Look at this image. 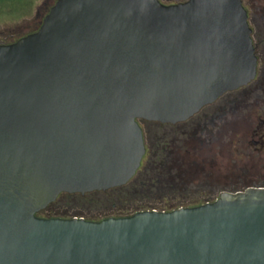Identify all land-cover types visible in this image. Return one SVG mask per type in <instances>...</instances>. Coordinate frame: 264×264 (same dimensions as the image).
Returning <instances> with one entry per match:
<instances>
[{"label":"water","instance_id":"water-1","mask_svg":"<svg viewBox=\"0 0 264 264\" xmlns=\"http://www.w3.org/2000/svg\"><path fill=\"white\" fill-rule=\"evenodd\" d=\"M257 73L242 0H56L0 44V264H264V186L100 221L58 195L128 183L140 120L184 122Z\"/></svg>","mask_w":264,"mask_h":264},{"label":"rangeland","instance_id":"rangeland-1","mask_svg":"<svg viewBox=\"0 0 264 264\" xmlns=\"http://www.w3.org/2000/svg\"><path fill=\"white\" fill-rule=\"evenodd\" d=\"M55 1L0 0V44L14 42L18 38L37 30ZM161 1L164 4H169L166 0ZM242 3L248 14L249 25L253 30V42L258 45L259 61L256 79L248 86L237 90L236 93H244L254 89L257 81L261 77L264 78V0H242ZM256 95L261 97L262 101L258 100L255 103L248 104L247 111L250 112V115L264 117V91L257 90ZM232 115L231 112H227L225 116L230 117ZM188 125H190L189 121L174 128L160 127L153 122L140 125L145 130L144 144L146 147L141 162L142 169L151 167L153 160L151 151L153 153L154 150L150 146L153 141L154 146H157V139L163 132H177L184 129L192 132ZM200 131V128H198L196 137L200 136ZM224 138L226 140L231 138L232 144L229 142L231 139L224 145H213L206 149L197 146L191 140L185 144H178L172 156L173 173L176 176L174 184L177 187V192L173 196L172 194H166L161 199H154L156 194L151 193L148 199L135 202L131 208L144 204L162 208L163 205L174 204L180 200L215 198L222 191L235 192L244 190L247 187L264 186V149L260 153L256 152L252 146L247 144L249 137L246 138L241 134L224 136ZM145 175H147V170L144 171ZM93 199H97L96 202L98 203L71 209L63 204L70 199L65 196L60 197L53 202L47 214L58 211H66L67 213L77 211L82 212L84 218L107 215L114 217L117 214L131 210L129 207L128 211H120L116 207L104 205L102 201L107 202V196L100 195L93 197Z\"/></svg>","mask_w":264,"mask_h":264},{"label":"trees","instance_id":"trees-1","mask_svg":"<svg viewBox=\"0 0 264 264\" xmlns=\"http://www.w3.org/2000/svg\"><path fill=\"white\" fill-rule=\"evenodd\" d=\"M252 33H253V30H252ZM155 124L157 126L164 127V128L166 127L174 128L175 126L182 125V124L160 125L159 123H155ZM142 132H143V137H144L145 130L142 129ZM157 141H158L157 146H154V141L153 143H151V146H150V148L152 147V150H154L153 153L151 151V157L153 158L151 167L142 169L140 165L135 175L125 185L111 188L105 191H93V192L85 193L83 195L79 193H74V194L62 193L58 195L56 199L65 196L66 198L70 200L64 202L63 203L64 206L74 209L76 207H84V206H88L94 203H98L96 202L97 199H93V197L103 195V196L108 197L107 202L102 201V203L104 205L106 204V206L116 207L120 209V211L122 210L128 211L130 207L131 209L130 211L117 214L114 217L128 216L137 211L151 210V209L170 211L178 207L196 206V205H200L205 202L214 200L216 197L215 198L193 199V200H188V201L180 200L174 204H170L167 206L163 205L162 208H159V206L148 205V204H144L142 206L131 208L132 204H134L135 202L148 199L151 193L156 194L155 195L156 197H154V199H161L166 194H172L173 196V194L177 192V187L174 184V181L176 180V176L173 173L172 156L174 155L175 153L174 149L178 146V144L174 141H169L168 139H166V141H162V138L157 139ZM145 170H147V175L144 176ZM114 195H117V196H114ZM52 204L53 202L49 204L45 209L40 211L38 213V216L45 217V218H51V217H62V218L83 217L84 218V216L82 215V212H77V211H73L71 213H67L66 211L65 212L58 211L56 213L47 214ZM108 217H112V216L107 215V216L84 218V219L100 221Z\"/></svg>","mask_w":264,"mask_h":264},{"label":"flooded vegetation","instance_id":"flooded-vegetation-1","mask_svg":"<svg viewBox=\"0 0 264 264\" xmlns=\"http://www.w3.org/2000/svg\"><path fill=\"white\" fill-rule=\"evenodd\" d=\"M159 1L164 4L163 1ZM166 1L171 4L185 0ZM253 44L255 47L258 65V45L255 42H253ZM256 77L257 73L254 80ZM239 89L225 92L214 102L203 106L196 114L184 122L170 124L140 120L139 123L140 125H143V123L146 122L159 123L160 125H179L185 124L187 121H189L190 125L188 126L191 128L192 132H188L186 129L177 132H163L161 136H159V139L162 138V141H166V139H168L169 141H174L179 145L185 144L187 141L191 140L197 146H201L202 148L204 147L206 149L212 147L213 145H224L232 138L231 137L226 140L224 136H235L237 134H241L246 138L249 137V140L247 139V144L252 146L256 152L260 153L264 149V117L250 115V112L247 111V107L248 104L255 103L258 100L262 101V98L256 95V91H264V78L261 77L257 81L254 89L248 92L236 93ZM227 112H231L233 115L227 117L225 116ZM198 128L201 130L200 136L196 137V131ZM229 142L232 144V139Z\"/></svg>","mask_w":264,"mask_h":264}]
</instances>
